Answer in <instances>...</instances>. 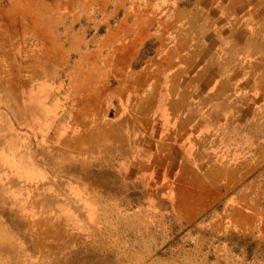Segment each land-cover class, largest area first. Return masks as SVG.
Segmentation results:
<instances>
[{
  "label": "rangeland",
  "instance_id": "obj_1",
  "mask_svg": "<svg viewBox=\"0 0 264 264\" xmlns=\"http://www.w3.org/2000/svg\"><path fill=\"white\" fill-rule=\"evenodd\" d=\"M75 7L0 0V264H264V84L246 107L231 93L192 181L176 167L143 196L94 132L116 79L106 58L128 31ZM45 59L50 74L33 76Z\"/></svg>",
  "mask_w": 264,
  "mask_h": 264
},
{
  "label": "crops",
  "instance_id": "obj_2",
  "mask_svg": "<svg viewBox=\"0 0 264 264\" xmlns=\"http://www.w3.org/2000/svg\"><path fill=\"white\" fill-rule=\"evenodd\" d=\"M52 2L57 10L75 12L79 5V11L103 17L112 12L111 18L117 17L109 24L112 32L128 31L126 50L118 45L106 58L116 79L103 93L105 104L96 112L94 132L97 141L100 131L101 140L109 136L111 154L122 160L116 170L124 171L126 186L142 189L143 196L150 194L151 179L161 180L176 167L177 180L189 182L195 165L215 153L216 133L225 129L220 117L231 107V93L239 89L237 101L246 107V93L264 84V55L248 52L244 43L264 41V0ZM149 43L155 46L146 55L142 47ZM213 108L223 111L208 128ZM136 178L143 182L136 184ZM188 204L182 218L194 215V200Z\"/></svg>",
  "mask_w": 264,
  "mask_h": 264
},
{
  "label": "bare ground",
  "instance_id": "obj_3",
  "mask_svg": "<svg viewBox=\"0 0 264 264\" xmlns=\"http://www.w3.org/2000/svg\"><path fill=\"white\" fill-rule=\"evenodd\" d=\"M179 47V46H178ZM183 49V48H182ZM245 49H247L248 52H250L249 49H252L254 51H257V53L261 52L262 55H264V41H258L256 40L255 42L254 41H250V40H247L245 42ZM182 52V51H181ZM50 55V54H48ZM35 61V60H34ZM54 61L55 60H50V59H45L43 61H41V63H39L38 65H36V69L34 70L33 72V76L35 77H40V78H43L47 75L50 74V70L52 68V65L54 64ZM38 62V61H37ZM252 63V62H251ZM255 65V64H254ZM258 68V67H257ZM261 68V71L263 72L264 71V63H263V66L260 67ZM31 69V68H30ZM33 69V68H32ZM256 70V69H255ZM257 71V70H256ZM247 72V71H246ZM245 72V73H246ZM237 73V72H236ZM235 74V73H234ZM20 75V74H19ZM251 76V75H250ZM261 76V75H260ZM241 77V76H240ZM248 77V76H247ZM32 78V77H31ZM251 79V78H250ZM259 79V78H258ZM28 82V81H27ZM23 84V83H22ZM256 86V85H255ZM238 89V88H237ZM239 90V89H238ZM253 90V89H252ZM255 91H257L255 89ZM254 91V92H255ZM256 94V93H255ZM256 97V96H255ZM241 98V97H240ZM126 99V98H125ZM243 100H246V99H243ZM247 102V101H246ZM242 103V102H241ZM244 105V104H243ZM181 107V106H180ZM218 111V110H217ZM217 111H208V118L210 120L218 117V112ZM79 148V147H78ZM72 151V150H71ZM83 152V151H82ZM44 157V156H43ZM64 166V165H63ZM62 166V167H63ZM97 166V165H96ZM61 167V168H62ZM104 169V168H103ZM104 171V170H103ZM96 172V171H94ZM99 172V171H98ZM88 173V172H87ZM97 176V175H96ZM95 176V178H96ZM101 176V175H100ZM124 176V175H123ZM116 177V176H115ZM122 177V175H121ZM125 178V177H124Z\"/></svg>",
  "mask_w": 264,
  "mask_h": 264
}]
</instances>
